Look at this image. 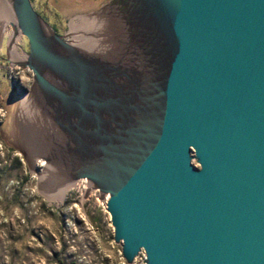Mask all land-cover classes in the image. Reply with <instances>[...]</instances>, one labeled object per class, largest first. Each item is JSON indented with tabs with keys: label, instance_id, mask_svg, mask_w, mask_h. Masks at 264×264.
<instances>
[{
	"label": "water",
	"instance_id": "1",
	"mask_svg": "<svg viewBox=\"0 0 264 264\" xmlns=\"http://www.w3.org/2000/svg\"><path fill=\"white\" fill-rule=\"evenodd\" d=\"M7 1L29 47L13 62L11 39L9 61L60 147L46 160L109 194L127 264H264V0H112L95 14L122 22L118 61Z\"/></svg>",
	"mask_w": 264,
	"mask_h": 264
},
{
	"label": "rangeland",
	"instance_id": "2",
	"mask_svg": "<svg viewBox=\"0 0 264 264\" xmlns=\"http://www.w3.org/2000/svg\"><path fill=\"white\" fill-rule=\"evenodd\" d=\"M110 1L102 4V0H72L67 9L68 0H33L36 8L48 15L61 34H67L73 43L76 34L68 35L73 19L82 23L85 19L96 22L101 19L104 29H109L108 23H115L110 9L95 14ZM13 33L9 25L0 37V264H122L118 251L121 245L112 242L114 228L109 215L100 210L93 197L85 201L84 210L94 227L82 229V237L76 238L74 246L67 243L73 239L69 235L57 243L63 225L61 211L75 202L71 191L74 179L64 177L57 167L51 166L49 170L44 153L38 152L33 142H27L29 137L36 136L34 126L29 129L27 125L28 121L34 125L35 115L30 109L27 114L23 112V98L31 90L33 76L28 68L9 61L7 45ZM85 38L93 39L99 47L106 45L92 35ZM14 44L24 54L29 52L24 36ZM39 159L45 165L41 173L34 168ZM136 264L146 263L139 260Z\"/></svg>",
	"mask_w": 264,
	"mask_h": 264
},
{
	"label": "bare ground",
	"instance_id": "3",
	"mask_svg": "<svg viewBox=\"0 0 264 264\" xmlns=\"http://www.w3.org/2000/svg\"><path fill=\"white\" fill-rule=\"evenodd\" d=\"M11 8L12 7L7 0L0 1V37L1 38L3 36L2 34H4L5 31H8V26L10 25L11 27L12 25L13 27L16 21L13 9ZM107 9L111 10V7ZM100 13H102V11ZM91 17L93 16L91 15ZM88 20L89 19H85L83 22L84 24L76 19H73L71 21L70 23L71 28L68 35L72 36L76 34L74 40V42L76 43H73V41L70 38H68V41L70 43L78 47L81 51L90 54L93 53L108 60L118 61L122 59V57L129 56L128 53L132 51V49L129 48V46L127 45L128 37L125 33L124 27L122 26V22H120V20H117L116 14L114 15L115 23L112 24L111 22V25L110 23L107 24V27H109V29H104V27H102L101 19L100 21L97 22L93 20H89V21ZM78 34L80 35L78 36ZM88 35L89 36L92 35L93 37L99 40L105 41L106 45H104V47H99L97 44H95V41H93V39L85 38ZM19 37H20L19 33L16 34L15 31L13 34H11V39L17 40ZM10 48H11V57L13 62H21L27 60V54L21 52L17 48L16 44L13 43L12 47ZM38 101H39L38 98L33 94L31 90L29 94L23 98L24 114L25 113L27 114V111H29L30 109L31 114L33 113L32 115H35L36 117L35 119H32V121L35 120L34 125H32L30 121H28L29 123L27 124L29 129H32L33 128L32 126H34V128L36 129V136L34 139L29 137V140H27V142L29 144H32L33 142V145L35 146L38 152L41 153L43 152L44 153V154L42 153L43 155L50 156L53 150L59 149L60 147L56 146L55 143L57 142V136L55 134L56 132L52 129L54 124H52L50 119L47 118V116H45L46 111L44 110V108H42V106ZM45 163H47L49 167L48 169L52 170L51 166H54V164H52L50 161H47Z\"/></svg>",
	"mask_w": 264,
	"mask_h": 264
},
{
	"label": "built area",
	"instance_id": "4",
	"mask_svg": "<svg viewBox=\"0 0 264 264\" xmlns=\"http://www.w3.org/2000/svg\"><path fill=\"white\" fill-rule=\"evenodd\" d=\"M43 161L41 159L36 161V167H34L35 172L41 173V168L45 166ZM37 173H35L34 177L37 176ZM87 182L88 180L83 177L77 178L72 182L73 184L71 186V191L72 193H74V197L72 199L75 200V202L72 203L70 206L67 205L66 208H64L65 211H61V213H63L61 221L63 225L62 229L60 230V234L57 237L58 244L62 243V241L65 240L64 237H68L66 235H69L70 237H73V239H68L67 243H70L72 246H74L76 238L82 237L80 236V232L82 231V229L85 228L90 230L94 227L87 214V211L84 210L85 201L89 200L92 197L97 199L100 210L109 215V220L111 222L110 214L108 211H106L109 194H106L101 198V191L98 188L89 187V184ZM61 237L62 239H60ZM114 241L115 239L112 242ZM121 250L122 247H120V250H118L121 254V258L123 259L122 264H126L127 262L125 261ZM143 251L144 250L140 251V253L136 256L134 263L132 264L138 263L139 260H144V262L146 263V254Z\"/></svg>",
	"mask_w": 264,
	"mask_h": 264
},
{
	"label": "flooded vegetation",
	"instance_id": "5",
	"mask_svg": "<svg viewBox=\"0 0 264 264\" xmlns=\"http://www.w3.org/2000/svg\"><path fill=\"white\" fill-rule=\"evenodd\" d=\"M107 0H102V4H104V2H106ZM32 2H33V0H32ZM71 2H72V0H68V4H67V2L65 3L66 5H65V7L67 8V9H70V4H71ZM33 4H34V2H33ZM34 6H35V4H34ZM64 7V8H65ZM35 8H36V6H35ZM66 9V10H67ZM36 10H38L37 8H36ZM38 12H40L41 14H42V16H44V18L48 21V23H50L52 26H54V28L56 29V31L58 32V33H60L61 34V32L59 31V28H58V26H57V24H55V23H53V21H51L50 19H49V16L48 15H46L44 12H42L41 10H38ZM55 13L58 15L59 14V12L58 11H55Z\"/></svg>",
	"mask_w": 264,
	"mask_h": 264
}]
</instances>
